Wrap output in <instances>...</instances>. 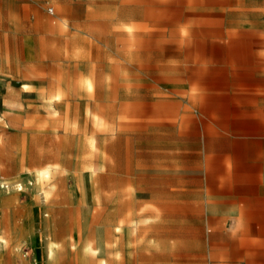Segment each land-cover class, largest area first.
Listing matches in <instances>:
<instances>
[{
    "label": "rangeland",
    "instance_id": "374dc122",
    "mask_svg": "<svg viewBox=\"0 0 264 264\" xmlns=\"http://www.w3.org/2000/svg\"><path fill=\"white\" fill-rule=\"evenodd\" d=\"M234 177L260 195L239 222L212 200ZM237 240L264 264V0H0V264Z\"/></svg>",
    "mask_w": 264,
    "mask_h": 264
},
{
    "label": "crops",
    "instance_id": "0c3cea01",
    "mask_svg": "<svg viewBox=\"0 0 264 264\" xmlns=\"http://www.w3.org/2000/svg\"><path fill=\"white\" fill-rule=\"evenodd\" d=\"M231 181H227L226 183H221L220 188L221 191L220 193L213 195L212 200H222L227 203L228 208L234 209L235 213L234 215H229L228 217L232 216V222H239V219H241V216L238 215V212L236 211L237 209L241 207H254L259 203L260 200V195L255 194V188L258 189V186H255L254 184H250L246 179L239 180L237 178L230 179ZM240 181V182H239ZM241 187H244V190L240 189ZM251 202L252 204H249ZM256 203V204H255ZM240 222H246V223H254L255 216L254 215H245L242 217ZM234 220V221H233ZM228 221V220H227ZM235 249L237 251L235 253H232L229 255L230 261L235 262L233 264H263L258 260V258H255L252 253H251V246L248 245H241L239 243V240L235 243ZM240 261V262H239ZM238 262V263H237ZM220 264H228L224 260L219 262Z\"/></svg>",
    "mask_w": 264,
    "mask_h": 264
},
{
    "label": "bare ground",
    "instance_id": "6f19581e",
    "mask_svg": "<svg viewBox=\"0 0 264 264\" xmlns=\"http://www.w3.org/2000/svg\"><path fill=\"white\" fill-rule=\"evenodd\" d=\"M85 79V78H84ZM93 79V78H92ZM94 81V80H93ZM63 84H64V82H63ZM55 85V84H54ZM53 85V86H54ZM52 86V85H51ZM92 86H93V84H92ZM87 88V87H86ZM94 88V87H93ZM52 89V88H51ZM88 89V88H87ZM87 89H86V91H87ZM94 91H96V90H94ZM91 93V92H90ZM93 93H95V92H93ZM93 93H91V95L93 94ZM54 94H55V92H54ZM52 95V93L50 94V96L52 95V101H55L56 99H58V96L57 95ZM49 97V96H48ZM94 98H95V96H94ZM77 103V102H76ZM72 105V104H71ZM71 111V110H70ZM57 113V112H56ZM65 119V118H64ZM102 119V121H104L103 120V117L101 118ZM60 120V119H59ZM63 120V119H62ZM70 120V119H69ZM71 127V126H70ZM70 129V128H69ZM47 166V165H46ZM45 171H47V169H44Z\"/></svg>",
    "mask_w": 264,
    "mask_h": 264
},
{
    "label": "built area",
    "instance_id": "2783aa9c",
    "mask_svg": "<svg viewBox=\"0 0 264 264\" xmlns=\"http://www.w3.org/2000/svg\"><path fill=\"white\" fill-rule=\"evenodd\" d=\"M50 10L52 11V10H53V8H52V7H50Z\"/></svg>",
    "mask_w": 264,
    "mask_h": 264
}]
</instances>
